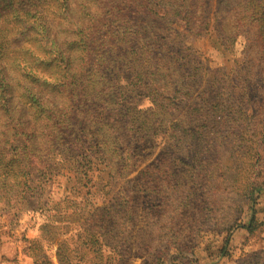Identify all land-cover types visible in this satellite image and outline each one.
Listing matches in <instances>:
<instances>
[{
	"label": "rangeland",
	"instance_id": "1",
	"mask_svg": "<svg viewBox=\"0 0 264 264\" xmlns=\"http://www.w3.org/2000/svg\"><path fill=\"white\" fill-rule=\"evenodd\" d=\"M152 1L157 13L148 19L157 33L170 20L197 55L203 77L195 105L220 103L206 116L195 113L207 121L205 129L152 116L142 97L114 92L113 72L130 77L129 60L113 72L112 65L105 71L107 62L92 64L90 54L79 61L87 83L100 81L90 86L97 97L76 81L57 93L36 84L35 75L60 77L53 74L52 50L73 55V74L80 51L65 45L77 40L84 15L108 20L97 24L102 32L118 16L140 11L133 2L65 0L58 17L59 6L50 1L51 16L64 22L20 13L38 22L20 41V24L0 8V264H245L264 250L240 259L233 243L220 249L231 230L237 244L246 243L240 225L252 209L258 220L264 216V22L248 20L241 0ZM108 48L100 49L106 61L113 58ZM216 79L227 87L224 95L209 93ZM26 95L48 108L49 119L37 121L42 115L26 108ZM189 113L175 116L187 122ZM139 114L155 120L157 136L135 132L129 119ZM30 142L45 149L30 151Z\"/></svg>",
	"mask_w": 264,
	"mask_h": 264
},
{
	"label": "trees",
	"instance_id": "2",
	"mask_svg": "<svg viewBox=\"0 0 264 264\" xmlns=\"http://www.w3.org/2000/svg\"><path fill=\"white\" fill-rule=\"evenodd\" d=\"M50 1L54 0H0V8L4 7L6 9L5 14L7 18L10 17V20H14L20 24L18 35L15 37L16 40L20 41L22 39H27L29 36L28 33L30 32L31 34L32 26L38 25V22H34V20L30 21L22 18L20 13L23 17L26 14L31 15V13H36L35 18L39 19V17H41V19L48 24L52 23L51 19L56 20L54 21L56 22L55 25L64 22L65 18L61 17L62 20H57L51 16L54 11H50ZM105 1L107 3L113 2V0ZM128 1L133 2L136 7L140 8V11H132V13L130 11L128 17L118 16V18L114 19L118 24L110 26L111 28L109 30L104 28V30L100 32L97 28V24H101L102 27L109 25L110 23L108 20L101 23L99 15L95 17V19L93 14L90 15L87 13L84 15L86 24L83 26L80 25L78 29L75 30V33L80 34L79 36L76 35L78 37L76 38L77 40H72L65 45V48L69 51H80L73 74H71L73 70L72 60L75 59L73 55L65 56V54L59 52L54 53V50H52L50 62H54L53 68L55 71L53 74L60 73V77L56 81L52 78H43L42 76L35 75L37 79H40L36 81V84H44L45 87L48 86L47 88L57 93L66 90L67 85H72L76 81V87H80L82 91H93V87H90L91 83L100 84V81L89 80L91 83H87L81 77V74H79V68H81L79 61L84 62L90 54L92 64H104L107 62L108 65L105 66L106 72H111V65L113 66L112 72L115 71L114 68L118 61L122 62L126 67L129 65V61H132L133 68L130 77L125 78L121 71L113 72L115 83L111 86V89L114 90V92H118L120 95L121 92L127 91L129 96L130 94H134V96L142 97V99L146 100L148 103L146 108L148 111L152 112V116L157 115L158 117L162 114L166 121L173 119L181 125L182 123H188V125H197L199 128H207V121L200 120L201 118H197L195 113L201 112L200 116H206L211 109L214 108L218 110L220 103L215 107H211L212 105L206 99H202L201 103L195 105L196 103L194 101L197 97L195 96L197 94L196 91L200 89L199 78L203 77L202 71H199L200 63L199 60H197V55L183 43L184 35L179 34L177 27H173L170 20L169 22L163 21L162 28L157 29L160 33H157L153 23L150 24L148 19L149 16L156 15L155 13H157V11H155L157 6L152 0ZM56 2L59 8L54 15L60 17L64 12L66 5L65 0H56ZM241 2L242 4L240 7L246 10L245 17L248 20H254L256 22L263 20L264 22V18H262V14H264V0H241ZM158 3L160 4L159 0ZM100 6L103 5L100 4ZM112 7H117V5H112ZM141 10H145L148 14L142 15ZM104 14H106V17L108 16L107 11H104ZM164 17L165 16H161V19ZM41 19L39 23H43ZM46 31L45 29L43 34L47 33ZM6 34L7 32H4L3 35L5 36ZM107 44L109 46L107 54L113 57L110 61H106L107 57L105 56V52L100 50L102 46ZM1 48L2 46L0 44V49ZM117 49L120 51L119 53ZM26 59H28V57L24 58V61H26ZM127 60L129 61L127 62ZM88 79H93V76ZM219 81V79H216L211 83L208 88L209 93L224 95L225 92H227V87L219 86ZM202 92L199 90V94L202 95ZM92 93L97 97L98 94H96V92L94 93L93 91ZM209 93L207 92L206 94ZM25 99L27 102L23 101V103L26 108H33L37 113L42 115V117L38 116L36 118L38 119L37 121L42 120L44 117L49 119L50 115L48 113V108L41 104L39 99L29 95H26ZM28 99L31 100L29 101ZM183 109L191 112L188 115L187 122H184L185 120L181 118L178 120L175 116V113L183 111ZM201 110H204V112ZM225 113L229 114V112ZM140 119H144V121H140ZM153 121H155L153 118H149L148 116L144 117L142 114L135 116L133 119H129L135 132H141L147 136H157V125L154 126ZM50 126L54 127L53 124ZM184 132L188 133L189 131L186 130ZM24 134L25 132L21 133V135ZM201 136L202 132L195 137L200 138ZM28 137L31 139L32 135L28 134ZM191 137L194 138L193 135ZM187 138V134H182L181 140ZM180 145L182 144H179V146ZM43 147L45 146H41L39 143L30 142V146L27 148L33 152H40L45 149ZM46 147L52 148L53 145H48ZM166 153L170 155V157L175 158L176 151L167 149ZM15 159L20 160L19 156H16ZM252 221L253 217L251 222L249 221L250 223H248L249 230H253L255 227ZM229 233L230 232L226 234V238H228ZM224 251L225 247H223L221 252L224 253ZM257 257L258 259L255 256L257 259L255 262L245 264H261V262H264V250H260Z\"/></svg>",
	"mask_w": 264,
	"mask_h": 264
},
{
	"label": "crops",
	"instance_id": "3",
	"mask_svg": "<svg viewBox=\"0 0 264 264\" xmlns=\"http://www.w3.org/2000/svg\"><path fill=\"white\" fill-rule=\"evenodd\" d=\"M252 217H253L252 222H253V225L255 227L253 230H249L248 229V225H249L248 223L251 222ZM240 228H242V230H244V232L246 233L245 234L246 235L245 238H247L246 243H240L239 242V244H237V242H238L236 240L237 237H235V240L232 239L234 234H233V230H231L230 233L228 234L229 235L228 238H226V235L223 234L222 241H221L222 246L220 247V249H222L223 247H225V248L227 247L226 249H228L229 242H231L236 246L235 250H238V253H239L238 254V253H236V251L233 252L231 250L230 252L231 253L233 252V257H236V255L238 254L239 258L240 257L242 258L243 256L249 255L251 253L253 254L254 252H256V251H258L264 247V216H263V218L258 220L255 210H252L251 214L248 218L247 223L240 225ZM225 241H228V242H225ZM247 249H250V250H247ZM227 256H230V255H227ZM231 257H232V254H231Z\"/></svg>",
	"mask_w": 264,
	"mask_h": 264
}]
</instances>
